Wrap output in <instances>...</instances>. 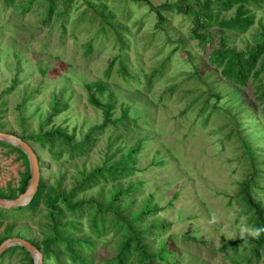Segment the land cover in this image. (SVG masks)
Masks as SVG:
<instances>
[{
	"label": "rangeland",
	"instance_id": "obj_1",
	"mask_svg": "<svg viewBox=\"0 0 264 264\" xmlns=\"http://www.w3.org/2000/svg\"><path fill=\"white\" fill-rule=\"evenodd\" d=\"M181 2L0 0V132L27 137L61 128L79 142L100 128L91 133L85 154L76 157L59 144L51 154L26 141L38 157L40 180L67 193L81 173L134 150L130 177L101 183L75 201L108 205L113 189L130 188L134 210L150 202L153 213L145 225L159 229L147 239L155 251L166 246L169 264H261L251 261L246 249L223 246L253 236L238 198L250 171L239 140L264 165V111L251 83L244 88L228 83L208 58L222 46L248 55L261 39L264 6L250 7L254 24L245 34H221L212 26L202 41L193 35L192 15L166 8ZM233 13L234 8L220 13V19ZM91 96L112 105L114 125L105 124L104 111L89 103ZM56 104L63 111L45 124ZM0 142L5 144L0 189L6 192L18 188L26 166L15 145ZM250 191L264 207V168ZM2 209L0 237L12 226L9 238L41 248L48 223L44 205L20 214L17 208ZM87 214L68 217L80 224L78 236L94 240L83 255L91 264H109L118 235L105 230L96 238ZM26 263L20 249L0 256V264ZM43 264L58 263L51 257Z\"/></svg>",
	"mask_w": 264,
	"mask_h": 264
},
{
	"label": "trees",
	"instance_id": "obj_2",
	"mask_svg": "<svg viewBox=\"0 0 264 264\" xmlns=\"http://www.w3.org/2000/svg\"><path fill=\"white\" fill-rule=\"evenodd\" d=\"M262 5L264 6V0H206L204 3H200L199 0H183L181 4L166 8L168 10L177 9L179 13L192 15L195 25L193 35L197 39L205 41L210 37L207 35L206 29L212 26H218L221 34L224 31L245 34L254 24V15L250 7ZM233 8L234 13L231 17L220 19V13L228 12ZM160 10L161 8L155 9L157 14ZM219 19L220 21H218ZM201 30L205 32L201 34ZM208 61L212 67L219 69L221 78L228 83L239 88H244L251 83L254 86L256 101L264 111V26L261 39L248 55L234 50H226L222 46L209 55ZM89 103L104 111L105 124L114 125L116 123L110 119L112 105L104 106L94 96L90 97ZM62 109L59 104L53 106L45 124L51 123L53 117L59 115L63 111ZM123 116L127 117L125 114ZM100 130V128H94L91 133H98ZM91 133L79 142H73L74 136L67 135L66 131L61 128H53L38 135L20 138L23 141H31L42 150L48 149L51 154L56 144L62 145L69 151L71 157H76L85 154L90 147L93 135ZM239 142L242 145L245 158L250 163V171L247 181L240 186L238 198L249 215L248 221L253 230V236L226 243L223 248L230 247L237 250L241 247L248 250L252 257L251 261L255 260L264 264V207L254 201L253 193L250 191V184L255 185L257 174L261 173L264 165L255 161L252 150L244 139L240 138ZM0 145L5 144L0 142ZM12 149L22 157L26 170L17 189L10 186L6 192L0 189V198L5 200H12L23 194L30 179L29 165L25 154L18 148L13 147ZM134 153V150H130L112 164L106 162L99 169H93L87 174L81 173L80 180L67 193L61 190L59 192V186L52 188L40 180L34 197L25 207H18L16 210L20 214L25 209H35L40 203L44 205L48 221L45 225L47 233L43 235L41 248L36 247L42 254L43 262L53 257L58 264H63V259L68 260L71 264H91L83 252L93 249L94 240L87 236H78L80 224L75 218L68 219L69 216L81 218L82 214L87 212L91 232L96 238L100 237L105 230H114L118 235L117 253L109 261V264H161L164 262L169 264L166 258L170 252L166 251V246L162 245L159 251H155L152 243L147 239L148 234L153 235L159 229L158 227L147 228L145 225L146 217L153 213L150 202L146 200L143 202L141 210H139L140 208L134 210V200L130 197V188L126 191L113 189L109 199L111 202L108 205L98 199L75 201L79 194L89 191L101 183L116 182L130 177L134 172ZM52 158L54 161L57 160L54 155ZM4 211L0 208V221L4 218ZM8 227L6 235L0 237V244L9 238L8 233L12 226ZM9 249L22 250L26 256V264H33L30 254L22 247L14 246Z\"/></svg>",
	"mask_w": 264,
	"mask_h": 264
},
{
	"label": "water",
	"instance_id": "obj_3",
	"mask_svg": "<svg viewBox=\"0 0 264 264\" xmlns=\"http://www.w3.org/2000/svg\"><path fill=\"white\" fill-rule=\"evenodd\" d=\"M0 141L10 142L21 150L28 161L30 179L27 189L15 199L5 200L0 198V208L14 209L27 205L37 192L41 172L40 164L35 150L20 137L0 132ZM19 246L34 257V264H43V257L40 251L29 242L20 238H8L0 244V256L9 248Z\"/></svg>",
	"mask_w": 264,
	"mask_h": 264
}]
</instances>
